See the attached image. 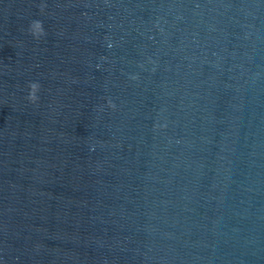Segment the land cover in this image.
Here are the masks:
<instances>
[{
	"label": "water",
	"instance_id": "95a60500",
	"mask_svg": "<svg viewBox=\"0 0 264 264\" xmlns=\"http://www.w3.org/2000/svg\"><path fill=\"white\" fill-rule=\"evenodd\" d=\"M0 264H264V0H0Z\"/></svg>",
	"mask_w": 264,
	"mask_h": 264
},
{
	"label": "clouds",
	"instance_id": "9594fccd",
	"mask_svg": "<svg viewBox=\"0 0 264 264\" xmlns=\"http://www.w3.org/2000/svg\"><path fill=\"white\" fill-rule=\"evenodd\" d=\"M29 33L33 36L34 39L39 40L41 37L45 36V30L43 27L42 22L40 21H33L29 26ZM135 78V77H134ZM41 85L38 82H31L29 84V94L27 99L31 103H36L39 99L37 93L40 91ZM109 107L114 108L115 105L109 101Z\"/></svg>",
	"mask_w": 264,
	"mask_h": 264
}]
</instances>
